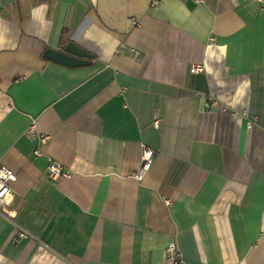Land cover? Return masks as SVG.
I'll list each match as a JSON object with an SVG mask.
<instances>
[{
    "label": "crops",
    "instance_id": "crops-1",
    "mask_svg": "<svg viewBox=\"0 0 264 264\" xmlns=\"http://www.w3.org/2000/svg\"><path fill=\"white\" fill-rule=\"evenodd\" d=\"M153 1L0 0V264H264V0Z\"/></svg>",
    "mask_w": 264,
    "mask_h": 264
},
{
    "label": "built area",
    "instance_id": "built-area-1",
    "mask_svg": "<svg viewBox=\"0 0 264 264\" xmlns=\"http://www.w3.org/2000/svg\"><path fill=\"white\" fill-rule=\"evenodd\" d=\"M196 3H202L204 0H194ZM160 4L159 0H154L152 2L153 6H158ZM204 70V66L202 64H195L191 67L192 72H201ZM244 115L247 117V127L252 128L255 125V118H251L248 116V112H244ZM235 116H237L235 114ZM153 126L157 129L161 128L162 119L160 116H155L153 119ZM35 125H31L28 129V133H33ZM42 141L46 140V137L41 136ZM41 148H37L35 153L37 155L41 154ZM155 150H153L150 146L146 144H142L141 146V167L140 170L135 174V177L138 180H142L146 172L150 169L151 165L155 159ZM47 172L49 177L56 181L61 178H68L71 176V172L67 170L59 161L50 159ZM17 176L10 167L6 165L0 166V214H4V205L8 201V196L11 194L12 188L11 184L16 180ZM29 235V233L24 229H19L18 236L20 238H25ZM166 256L173 260L175 264H185L181 258V254L179 252V248L175 241H170L166 247Z\"/></svg>",
    "mask_w": 264,
    "mask_h": 264
},
{
    "label": "water",
    "instance_id": "water-1",
    "mask_svg": "<svg viewBox=\"0 0 264 264\" xmlns=\"http://www.w3.org/2000/svg\"><path fill=\"white\" fill-rule=\"evenodd\" d=\"M44 57L69 67L90 65L93 62V54L73 41L62 48H48Z\"/></svg>",
    "mask_w": 264,
    "mask_h": 264
}]
</instances>
